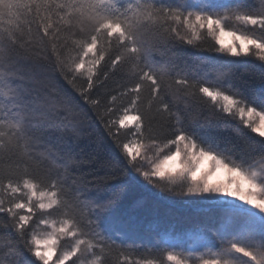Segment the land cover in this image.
I'll return each instance as SVG.
<instances>
[{
  "label": "snow or ice",
  "instance_id": "snow-or-ice-1",
  "mask_svg": "<svg viewBox=\"0 0 264 264\" xmlns=\"http://www.w3.org/2000/svg\"><path fill=\"white\" fill-rule=\"evenodd\" d=\"M33 23L54 52L57 41H71L75 55L57 52L54 63L62 89L38 90V78L18 66L39 47ZM209 39V51L220 55L189 54ZM230 57L259 62L257 93L235 88L231 72L216 67L246 62ZM117 73L125 83L102 101L94 88ZM177 100L234 123L245 152L222 148L211 127H192L174 110ZM81 102L97 110L118 160L101 158L102 144L85 152L65 140L66 131L80 137ZM89 184L98 186L94 197L86 196ZM132 186L158 200L166 199L161 193L187 197L181 204L196 221L187 239L153 220L147 227L157 243L134 256L140 246L128 240L144 227L137 210L145 199L123 205ZM0 264H264V7L248 0H0Z\"/></svg>",
  "mask_w": 264,
  "mask_h": 264
},
{
  "label": "trees",
  "instance_id": "trees-1",
  "mask_svg": "<svg viewBox=\"0 0 264 264\" xmlns=\"http://www.w3.org/2000/svg\"><path fill=\"white\" fill-rule=\"evenodd\" d=\"M248 3L253 6L254 9H259L264 7L261 0H248ZM23 26V25H22ZM32 35L39 41V47L34 49L30 58L24 60H19V67L26 74V76L35 75L40 83L34 86L40 90L55 86L57 89H62L65 87V82L59 77L58 73L55 71L54 63L56 58V53L59 52L61 55H75V52H69L68 49L71 46V41L69 40L65 44L64 40L61 39L57 41V48L54 52L52 49V44L48 37L40 39V34L36 31L35 23L32 24ZM25 34L27 30L25 29ZM63 45V47L61 46ZM212 41L209 39L203 42L202 46L199 48H189L190 55H198L203 59H209L211 57H216L220 54L209 51L211 48ZM187 47V46H186ZM12 58L14 60L18 59L17 53L13 52ZM154 58L157 61L163 62L166 58L160 56L158 53L154 54ZM229 61H246L240 63L225 64L224 62H218L216 67L222 68L224 71L231 72V81L235 88L245 92V94L257 93L259 90V62L254 61L253 58H227ZM30 83V82H29ZM83 85V81L78 82ZM125 83V79L122 74H110L109 79L105 81L104 85L97 91L95 88L93 90L94 94L100 95L101 100L104 101L109 97L110 93L115 92L120 86ZM176 104V109L180 111L181 116L185 119L187 123H190L192 127H211L214 131L216 141L220 144L222 148L232 149L237 156L241 155L246 150V143L243 138L237 136L236 132L233 130L235 124L225 125L223 123H218L219 117L211 115L209 109L206 106L194 105L189 109H185L184 104L177 100L174 102ZM99 111H103V104ZM97 110L92 109L90 106L85 105L83 102L77 110V120L76 123L79 125L81 132L79 139H76L70 131H66L64 138L67 142L77 145V151L83 148L85 152H91L96 149L98 144H102L100 149L101 158L118 160V151L112 145V143L103 135L102 125L98 122ZM211 119L212 123L209 125L208 120ZM255 135V134H252ZM54 151H59L63 145H49ZM84 173L87 174L88 169L85 168ZM143 179L142 177L140 178ZM113 188L119 186V180L110 181ZM149 187H152L149 185ZM87 192L86 196H96L98 194V186L95 184L86 185ZM159 191V190H157ZM101 195H110V192H100ZM161 196L166 197L164 200H158L155 197H151L146 193L142 192L135 186H132L128 192L124 195L121 203L125 206L131 207L134 202L138 199L144 198L145 205L142 209L137 210V214L141 217L144 222V227L138 230L136 233L131 234V239L128 243L131 244L133 241L137 247L133 255L142 256L144 254V248L146 246L155 245L157 243L156 233L150 231L147 225L153 220H159L161 227L168 229L172 235H182L186 234L192 228L195 227L196 221L191 219V213L186 211L181 201L176 197L168 193H161ZM211 227V225H208ZM11 233V230H8ZM119 239L115 236L117 245L121 243L124 239L123 234L118 233Z\"/></svg>",
  "mask_w": 264,
  "mask_h": 264
},
{
  "label": "rangeland",
  "instance_id": "rangeland-1",
  "mask_svg": "<svg viewBox=\"0 0 264 264\" xmlns=\"http://www.w3.org/2000/svg\"><path fill=\"white\" fill-rule=\"evenodd\" d=\"M180 201H183V200H185V199H188L187 197H180V196H176ZM181 203V202H180ZM208 235L210 236L211 235V233H208ZM173 236H176V237H178V238H183V239H187V236H186V234H182V235H173Z\"/></svg>",
  "mask_w": 264,
  "mask_h": 264
}]
</instances>
